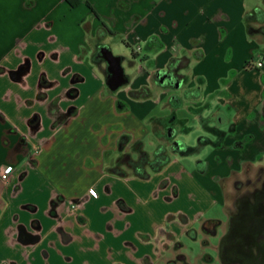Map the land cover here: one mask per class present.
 I'll return each mask as SVG.
<instances>
[{"label": "crops", "instance_id": "crops-1", "mask_svg": "<svg viewBox=\"0 0 264 264\" xmlns=\"http://www.w3.org/2000/svg\"><path fill=\"white\" fill-rule=\"evenodd\" d=\"M263 6L264 0H82L76 7L67 0H0V264H16L14 253L43 239L62 249L72 245L68 226L77 223L86 203L97 204L107 231L113 221L119 235L129 227L130 202L107 186L96 193L95 183L90 184L101 174L92 164V145L107 154L110 141L113 152L102 174L114 177L108 168L116 163L121 136L142 141L151 125L159 146L171 148L178 134L169 138L167 122L187 105L159 82L160 71L179 78L180 88L198 91L189 109L212 135L201 137L207 143L200 155L209 153L197 170L181 167L169 174L178 176L195 206L166 214L165 224L179 226L184 235L214 205L229 215L227 182L234 189L264 172V63L250 64L264 38L251 35L246 21ZM99 45L122 58L128 82L118 92L108 89L103 64L94 62ZM6 168L10 173L4 181ZM166 168L159 173L169 182ZM31 177L36 185L30 199L22 193ZM40 198L48 214L46 234L45 221L32 214ZM54 200L59 202L56 216L50 213ZM88 218L82 216L84 225ZM157 231L160 247L166 241L160 235L179 237L167 226ZM127 241L119 252L123 249L129 260L112 264H144L153 257L151 241L140 244L153 248V254L139 258L137 241Z\"/></svg>", "mask_w": 264, "mask_h": 264}, {"label": "rangeland", "instance_id": "rangeland-1", "mask_svg": "<svg viewBox=\"0 0 264 264\" xmlns=\"http://www.w3.org/2000/svg\"><path fill=\"white\" fill-rule=\"evenodd\" d=\"M262 10L264 11V6L262 7ZM255 40L258 41L257 39ZM258 46L260 50L255 53V58L250 63L254 67L257 66L258 62L264 63V43L260 42ZM113 54L117 56L116 54L119 53L114 51ZM125 68L127 71L131 70L128 64H125ZM34 71L36 73V67L33 68L32 73ZM249 71L252 72V74L255 72L252 69H249ZM256 72L258 73V71ZM123 87H126V85ZM123 87L121 89H123ZM121 89H119V91ZM170 89L174 92L177 91L176 93H179L181 101L187 105L176 111L177 120H185L187 123L186 125L185 123L179 122L174 124L173 127L178 134L175 141L181 142L187 147L196 148L195 153L189 156H183L180 153H170L172 162L166 168L168 169L166 170V176L169 177V182H172L174 185L178 184L179 186L175 187L172 185L168 187V181L165 186H162L164 180H162L163 176L161 177L160 173L153 174L149 181H140L135 178L127 180L107 174L103 175L102 169L108 166L109 159L113 152L112 147H110V141H108L106 143L108 153L106 154L103 149H101V153L97 151V147H93V144L92 153L94 157L92 159V164L95 169L101 172V174L95 176L90 184L95 183L94 188L96 193L103 192V188L107 186L113 192L114 196L121 195V197L126 198L130 202L134 208V213L126 218V221L130 224L129 227L123 229L124 231L119 235V233L116 232L119 229L116 230L117 227H115V221H113L111 227L112 230L107 231L108 228L106 226L104 227V224H100L101 217H99L97 204L95 202L86 203L79 209L80 214L77 218V223L73 224V226L72 224L68 226L70 233H72L75 238L72 245L62 249L59 246H51L49 242L50 240L46 241L43 239L42 242L27 245L26 250L21 253H14L16 257L14 263L112 264L114 260H129L127 254L123 252V249L122 252H119V250L123 248L122 241L128 240L127 242L131 244H134V241H137L138 251L136 252L137 254H135V257L139 258L146 254V252L148 255L154 253L153 257L144 261V264H224L221 260L219 249L222 240L225 237L229 222V215L227 214L225 207L214 205L210 211L203 216L204 221L199 218V222L193 226L194 230H192L190 234L183 235L179 226L177 227L175 225L174 229L170 225L171 223L165 224L166 214L175 212L181 208L191 209L195 206L193 199L190 197V191L183 188V183L179 181L178 176H170L169 174L178 172L181 167L186 168L188 171L197 170L200 158L204 160L207 153H209L208 150L207 153H204L202 156L200 155V149L202 146H205V140L202 141L201 137L208 139L211 135L205 133L204 125L201 126L199 122L193 120L195 113L189 109L193 107L192 104H195L196 100L194 97L197 96V93L186 92L189 89H185L184 86L179 89L170 86ZM180 89L182 92H180ZM213 126L221 128L225 125L223 126L215 123ZM149 128L151 129V133L143 134L144 136L141 139L144 143L145 150L153 155L157 146L162 142L159 140V136L153 132L151 125ZM185 128H187V130H185ZM117 153V151L114 152L115 155ZM35 185L36 180L33 177L24 182L23 197L30 199L34 198L33 187ZM226 186L227 192L225 200L227 204L232 205V197L236 194V191L233 189L231 181H228ZM175 189H177V197L175 196ZM168 196L170 198L175 196L176 199L167 201L165 198ZM107 199L110 200V198ZM107 199H105L104 203L108 204L109 200ZM37 200L39 203V210L37 213L32 214H35L37 218L45 221L48 214L42 206L43 199L40 198ZM82 216L89 217L88 225H84L81 220ZM111 216L112 213H110V217ZM172 220L173 219H171V222ZM207 220H220L225 223L216 228V235H207L203 231V227L212 229L216 225L215 221ZM46 224L45 221L43 223L44 234L49 230ZM158 226H167L169 230H174L175 234L179 236L178 239L176 240L175 238H172L173 236L171 234L164 236L160 235L161 239L166 240L160 247L158 244L159 236H157ZM137 234H140L142 238H139ZM64 237L66 239L68 238L67 235ZM153 237H156V239H152ZM144 240L151 241L155 246L154 249L157 251L154 250L152 253L153 248L143 247L140 242ZM178 242L181 243L182 247L176 249L175 245ZM53 249L54 251L52 252ZM163 250L164 252L162 253L161 251ZM124 251H126V249ZM45 252L47 255L49 253V256H46L44 254ZM156 252L158 253L156 254ZM179 255L185 257L186 263L183 261H177Z\"/></svg>", "mask_w": 264, "mask_h": 264}, {"label": "trees", "instance_id": "trees-1", "mask_svg": "<svg viewBox=\"0 0 264 264\" xmlns=\"http://www.w3.org/2000/svg\"><path fill=\"white\" fill-rule=\"evenodd\" d=\"M82 0H67L68 4L72 7H76ZM246 21L248 22L249 32L253 36H262L264 38V11L259 10L255 15L248 14L246 17ZM98 49L107 48L106 46L99 45ZM96 54H94V62L97 64H101L99 60L96 58ZM161 78L167 79L166 84H162L165 86L176 87L178 83L182 82L179 78L175 77L171 72L160 71ZM158 75V74H157ZM108 78V76H107ZM160 82V79H158ZM186 91V90H185ZM186 92L197 93V96L194 99L199 97V93L197 90H187ZM194 93V94H195ZM73 112V111H72ZM177 119L175 116H172L168 120V136L171 140H174L176 137V131L173 128L174 124L177 123ZM204 140L203 138L201 139ZM207 142L204 141V144ZM130 147L129 151L126 149ZM196 148L187 147L181 142L173 141L171 148L160 145L156 148L154 154H150L144 148L143 141L132 142V139L129 135L121 136L118 143V157L116 159V163L113 167L108 168V172L110 174L116 175L120 178H129L135 177L140 180H149L153 174L161 172L166 166H168L172 160L170 153H180L183 156H189L194 154ZM167 183V181L163 182L162 186ZM59 202L54 200V205L52 206V210L50 211L52 216H56V208L58 207ZM120 204H122L120 202ZM220 226L219 223L209 229L208 227H203V231L207 235H216V228ZM181 243H177L175 248H181ZM177 261L185 262V257L183 255H179L177 257ZM186 263V262H185Z\"/></svg>", "mask_w": 264, "mask_h": 264}, {"label": "flooded vegetation", "instance_id": "flooded-vegetation-1", "mask_svg": "<svg viewBox=\"0 0 264 264\" xmlns=\"http://www.w3.org/2000/svg\"><path fill=\"white\" fill-rule=\"evenodd\" d=\"M98 48L96 58L109 77V65ZM234 189L226 239L219 249L221 260L224 264H264V172L255 180L237 183Z\"/></svg>", "mask_w": 264, "mask_h": 264}, {"label": "water", "instance_id": "water-1", "mask_svg": "<svg viewBox=\"0 0 264 264\" xmlns=\"http://www.w3.org/2000/svg\"><path fill=\"white\" fill-rule=\"evenodd\" d=\"M102 54L104 56V60L109 65L110 76L106 80L107 87L111 92H117L119 89L125 86L128 82L124 67L122 66V58L115 56L108 48H103ZM157 77L158 79H160V83L162 84H166L168 82L167 79L161 78V72H158ZM176 87L180 88L181 84L178 83ZM219 122L223 124L224 120L219 119ZM257 229L261 231L262 227L258 225ZM225 239H226V236L222 240L220 250H222Z\"/></svg>", "mask_w": 264, "mask_h": 264}, {"label": "built area", "instance_id": "built-area-1", "mask_svg": "<svg viewBox=\"0 0 264 264\" xmlns=\"http://www.w3.org/2000/svg\"><path fill=\"white\" fill-rule=\"evenodd\" d=\"M137 51H140V47L137 48ZM258 66L260 67V66H262V64L260 63V64H258ZM9 173H10L9 170L6 168L4 170V172L1 174V179L4 181L8 180L9 179Z\"/></svg>", "mask_w": 264, "mask_h": 264}]
</instances>
